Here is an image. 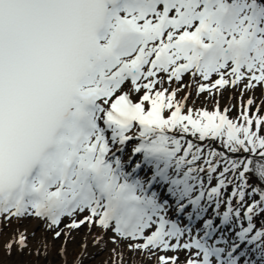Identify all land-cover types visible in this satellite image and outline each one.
<instances>
[{"label":"snow or ice","instance_id":"1","mask_svg":"<svg viewBox=\"0 0 264 264\" xmlns=\"http://www.w3.org/2000/svg\"><path fill=\"white\" fill-rule=\"evenodd\" d=\"M13 224L28 264L82 229L112 264H264V0H0Z\"/></svg>","mask_w":264,"mask_h":264},{"label":"rangeland","instance_id":"2","mask_svg":"<svg viewBox=\"0 0 264 264\" xmlns=\"http://www.w3.org/2000/svg\"><path fill=\"white\" fill-rule=\"evenodd\" d=\"M256 95H257V97H259L260 93L257 92ZM233 96H238V93L226 91L224 93L223 97L220 98L221 108L228 106L229 103L237 104L238 103L237 99H231V97H233ZM192 100H195L194 106L197 108L205 107L208 110H212V108L214 106V98L207 97L206 95L201 96L200 98H196V97L190 98V101H189L190 105L189 106H193ZM231 115L234 116L235 111H233V113H231ZM22 227L28 229L29 231H36V240L37 241L44 235L42 230H36V226H33V220H31V219L28 221H25V223ZM15 228H16L15 225H12L10 227L5 228L3 235L0 236V256H3V255L7 256L4 254L2 242L6 241L8 239V236L12 233V231ZM86 234H87L86 229H82L79 231H73L71 233V236L68 237V239H67V244H66L67 251H66V254H64V255L60 254V248H61V245L64 243V238H61L60 240L55 241L54 247L51 248L50 254L47 257V259H41L39 261V264H72V262L75 259H77L82 252H84L83 250L81 251L79 248H80V246H81L80 244H82V240ZM50 244H51V241H50ZM111 246L112 245H109L106 249H103L102 252H99L98 255L94 256V258H92V259H90V258L84 259V257H83V264H101V260H102L101 255L103 254L104 251H105V253L109 254V260L107 263L112 264V254H111L112 252L110 250ZM19 256L20 255L13 253V255L10 257V259L12 261H16L19 258L24 259L26 257V256H21L22 257L21 258ZM28 259L29 260H27V261L23 260V264H28L29 261H33L36 258L28 256Z\"/></svg>","mask_w":264,"mask_h":264},{"label":"bare ground","instance_id":"3","mask_svg":"<svg viewBox=\"0 0 264 264\" xmlns=\"http://www.w3.org/2000/svg\"><path fill=\"white\" fill-rule=\"evenodd\" d=\"M190 105V104H189ZM15 225V224H13ZM16 226V225H15ZM33 226H37V221L33 220ZM84 244H87V250L85 251V249L82 247ZM80 250L84 251V259H87V258H94V256L98 255L99 252H102L103 251V248H98L94 243H93V240H92V236L91 234H86L82 240V244H80ZM112 248V246H111ZM110 248V250H111ZM112 254V253H111ZM102 257V260H101V264H106L109 260V254L108 253H105V251L103 252V254L101 255ZM11 257V256H10ZM10 257L8 256H0V261H3V264H23V260L27 261L29 260L28 259V256H26L24 259H18L16 261H12L10 259ZM21 257V256H19ZM68 257V256H67ZM107 257V258H106ZM22 258V257H21ZM100 258V259H101ZM103 261V262H102ZM108 264V263H107Z\"/></svg>","mask_w":264,"mask_h":264}]
</instances>
